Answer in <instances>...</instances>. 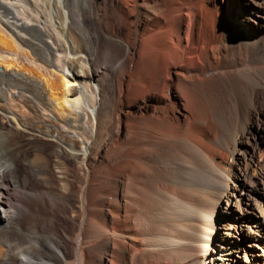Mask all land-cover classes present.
Instances as JSON below:
<instances>
[{"label":"bare ground","instance_id":"6f19581e","mask_svg":"<svg viewBox=\"0 0 264 264\" xmlns=\"http://www.w3.org/2000/svg\"><path fill=\"white\" fill-rule=\"evenodd\" d=\"M263 222L264 0H0V264H264Z\"/></svg>","mask_w":264,"mask_h":264},{"label":"rangeland","instance_id":"374dc122","mask_svg":"<svg viewBox=\"0 0 264 264\" xmlns=\"http://www.w3.org/2000/svg\"><path fill=\"white\" fill-rule=\"evenodd\" d=\"M236 23H237V21H236ZM200 205V206H199ZM198 205V207H201V208H204V207H208V206H206V205H203V204H199ZM216 208L219 210L218 212H217V214H216V216H215V229H216V232L214 233V234H221V233H223V229H224V226H223V219H221V216H223V217H226L227 218V220H231V223H233L235 220H234V216H233V214L232 213H230L229 212V210H227V209H225V207H224V205H220V202H219V204L216 206ZM233 217V218H232ZM262 227L264 228V222L262 223ZM258 236H261V235H259V234H257V237ZM257 253H259V254H261V250L260 249H258L257 250ZM260 259V258H259ZM254 264H257L256 263V261H255V263ZM258 264H259V262H258ZM260 264H262L261 262H260Z\"/></svg>","mask_w":264,"mask_h":264}]
</instances>
